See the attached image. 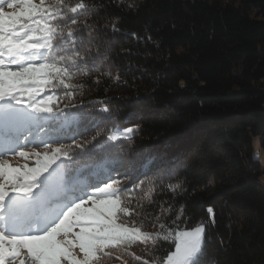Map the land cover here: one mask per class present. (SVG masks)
Returning <instances> with one entry per match:
<instances>
[{
  "label": "trees",
  "instance_id": "obj_1",
  "mask_svg": "<svg viewBox=\"0 0 264 264\" xmlns=\"http://www.w3.org/2000/svg\"><path fill=\"white\" fill-rule=\"evenodd\" d=\"M87 2L101 6L78 17L91 26L80 31L98 69L73 81L80 89L58 88L74 94L65 111L83 114L64 134L135 131L118 143L101 133L76 154L92 167L127 161L142 179L155 176L152 202L132 200L144 215L129 220L154 232L155 216L170 225L183 206L180 227L207 226L198 264H264V165L253 153L254 136L264 151V0H142L131 12L120 0ZM171 250L161 239L155 255ZM130 251L143 255L144 246Z\"/></svg>",
  "mask_w": 264,
  "mask_h": 264
},
{
  "label": "snow or ice",
  "instance_id": "obj_2",
  "mask_svg": "<svg viewBox=\"0 0 264 264\" xmlns=\"http://www.w3.org/2000/svg\"><path fill=\"white\" fill-rule=\"evenodd\" d=\"M99 7L87 0H0V264H101L113 256L127 264L125 253L141 264H198L203 252L204 223L189 229L177 223L179 215L170 225L155 216L153 232L144 230L143 219L121 222L144 214L129 206L128 190L113 179L114 162L84 163L74 150L91 141L78 143L64 134L69 121L83 114L65 111L76 107L72 91L59 97L55 90L80 89L83 85L73 81L98 69L99 56L80 31L91 26L78 17ZM127 9L139 11V6ZM110 27L120 31L117 23ZM63 99L69 103L60 107ZM134 131L117 127L110 139L131 138ZM65 138L73 143H49ZM34 145L44 151L25 150ZM10 155L34 159V166H13ZM166 187L175 192L181 185ZM154 192L153 181L142 199L151 203ZM161 239L173 241L174 250L158 257ZM136 244L144 246L143 255L130 251Z\"/></svg>",
  "mask_w": 264,
  "mask_h": 264
},
{
  "label": "rangeland",
  "instance_id": "obj_3",
  "mask_svg": "<svg viewBox=\"0 0 264 264\" xmlns=\"http://www.w3.org/2000/svg\"><path fill=\"white\" fill-rule=\"evenodd\" d=\"M142 0H123V3H125L126 5L128 4H134V5H138ZM239 67V66H238ZM61 89H58L56 92L57 95H59ZM64 95H60L59 97H63ZM68 101V100H67ZM69 103L66 102V99H63L62 102L60 103V107H64L65 104ZM67 110V109H65ZM121 129H123L124 127H120ZM100 133V135H97V133ZM101 133L106 134L108 137H111V135L113 134V132L111 134H109L106 131H101L100 128L98 129H92V131L85 135V138H80V137H74V139L76 140V142L78 143H85L86 141H91L92 142V137H96L97 140L100 138ZM125 140L127 138L121 137L118 140H112V142L118 143L121 140ZM49 143H52L53 145H55L56 143H63V144H72L73 143V139H62L60 141H49ZM89 143H86L85 145H88ZM253 153L254 156L259 159L261 161V163L264 165V151L261 148V137L260 136H254L253 137ZM33 148L36 151H44V148L42 145H34L31 146L27 149H25L26 151H32ZM77 150V149H75ZM10 163L13 164V166H20L22 167L25 163H27L29 166H34V159H29V160H25L19 156H15V155H10L8 157H6ZM126 165L123 164V166L121 164H119L116 168V175L113 176V179L119 180L122 182V187L127 189V196L129 197V199L133 201H139L142 200L143 194L145 191H147L149 183L150 182H155V176H150L147 177L145 179H142L141 175L138 174L137 171H135V166H132L131 164H129L127 161L125 162ZM262 180V182H264V176H262L260 178ZM110 182V181H109ZM131 204V203H130ZM182 214H179V217H181ZM122 219H124L125 221L129 220V217L124 216L122 217ZM126 223V222H125ZM200 224V223H198ZM197 224V225H198ZM196 225V226H197ZM195 227V226H194ZM192 228V227H191ZM190 229V228H189ZM77 252H79V250H76ZM26 253H22L21 255V259L24 258ZM82 255V254H80ZM17 264H19V261H17ZM66 264V262H65ZM113 264H121L120 262H114Z\"/></svg>",
  "mask_w": 264,
  "mask_h": 264
}]
</instances>
